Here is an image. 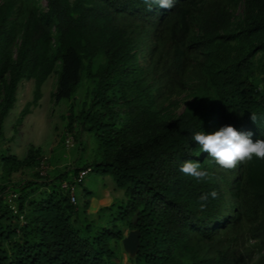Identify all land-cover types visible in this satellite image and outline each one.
Segmentation results:
<instances>
[{
  "label": "trees",
  "instance_id": "16d2710c",
  "mask_svg": "<svg viewBox=\"0 0 264 264\" xmlns=\"http://www.w3.org/2000/svg\"><path fill=\"white\" fill-rule=\"evenodd\" d=\"M52 73L54 101H69L60 157L69 134L80 150L91 138L95 153L61 169L41 146L22 158L0 147V264H122L132 229L133 264H264V160L224 169L191 140L224 125L264 140V0L151 11L142 0H0V140L19 83H34L21 120ZM185 160L211 179L181 173ZM91 171L110 174L126 197L98 209L111 222L97 228L89 199L76 196ZM14 172L29 176L13 182ZM213 189L218 198L201 209Z\"/></svg>",
  "mask_w": 264,
  "mask_h": 264
},
{
  "label": "rangeland",
  "instance_id": "374dc122",
  "mask_svg": "<svg viewBox=\"0 0 264 264\" xmlns=\"http://www.w3.org/2000/svg\"><path fill=\"white\" fill-rule=\"evenodd\" d=\"M40 2L42 5H45V0H40ZM56 78L57 74L52 73L44 81L40 89L41 95L37 101V105L30 106V112L21 120H19L21 110L33 99L34 83L33 81L25 80L19 83L16 91V102L4 122L3 134L5 133V136H2L6 140H0V147L4 148L9 145L10 152L22 158L26 154L30 144L41 146L53 159L58 160L57 167L64 169L72 165L78 155H82L84 160L90 159L95 153V143L90 138V143H87L88 141L86 140V147L84 146L81 150L75 144L70 146L65 145L66 151L64 156L60 157L63 149V144L60 142V134L63 131L66 132L62 116L67 114L69 101L61 100L58 103L54 101L52 93L55 90ZM79 98L80 95L77 94L75 96L76 102L79 101ZM16 123L18 124L15 133L12 130V124ZM13 135L14 139L8 142V138ZM86 137L84 136L83 138L86 139ZM28 176V173L14 172L11 175V180L17 182L21 178ZM84 190L90 193L83 194L82 191ZM76 196L78 203H81L82 199H89L90 205L87 210V216L91 221L92 228L104 226L111 222L109 212L98 214L100 207L109 205L114 201L116 205L114 207L115 211L118 205L125 203L126 200L124 190L115 186L110 174H100L95 171H91L84 177L83 183L78 187ZM117 216L115 215V217ZM115 220L116 225L120 226V220ZM127 233V230H125V234ZM127 256V253L124 251L122 264H133L128 260Z\"/></svg>",
  "mask_w": 264,
  "mask_h": 264
},
{
  "label": "clouds",
  "instance_id": "9594fccd",
  "mask_svg": "<svg viewBox=\"0 0 264 264\" xmlns=\"http://www.w3.org/2000/svg\"><path fill=\"white\" fill-rule=\"evenodd\" d=\"M148 11L152 10L153 5L164 9L173 7L174 0H142ZM250 119L258 125L261 119L256 113H251ZM259 126V125H258ZM252 133L238 132L231 125L221 126L218 130L205 133L198 131L192 134L191 140L199 145L200 152L207 153L216 164L224 169H235L238 164H247L253 159L264 160V140L257 139L253 142ZM179 171L184 175L191 176L197 182H207L211 179L212 173L201 167L200 162L185 160L179 165ZM216 190L206 192L198 197L201 209L207 207L209 198H218Z\"/></svg>",
  "mask_w": 264,
  "mask_h": 264
},
{
  "label": "water",
  "instance_id": "95a60500",
  "mask_svg": "<svg viewBox=\"0 0 264 264\" xmlns=\"http://www.w3.org/2000/svg\"><path fill=\"white\" fill-rule=\"evenodd\" d=\"M138 216V211H136L132 217V222L134 223ZM139 231L137 229L129 230L128 233L123 237L121 243L123 250L129 255L134 256L138 252L139 245Z\"/></svg>",
  "mask_w": 264,
  "mask_h": 264
},
{
  "label": "built area",
  "instance_id": "2783aa9c",
  "mask_svg": "<svg viewBox=\"0 0 264 264\" xmlns=\"http://www.w3.org/2000/svg\"><path fill=\"white\" fill-rule=\"evenodd\" d=\"M73 144V138L72 136L68 135L65 139V145L66 146H70ZM39 170H40V174H45L46 171L49 169V166L48 164L45 162V158H43L40 162V165L38 166ZM90 170V168H85V169H82L80 172H79V175H78V180H80L88 171ZM13 194L12 193H9L8 194V200L11 201V198H12ZM71 201H74V197L72 196L71 197Z\"/></svg>",
  "mask_w": 264,
  "mask_h": 264
},
{
  "label": "crops",
  "instance_id": "0c3cea01",
  "mask_svg": "<svg viewBox=\"0 0 264 264\" xmlns=\"http://www.w3.org/2000/svg\"><path fill=\"white\" fill-rule=\"evenodd\" d=\"M105 206V205H104Z\"/></svg>",
  "mask_w": 264,
  "mask_h": 264
}]
</instances>
